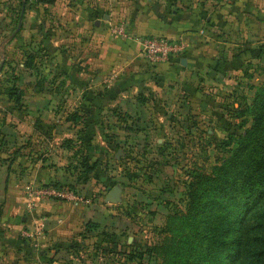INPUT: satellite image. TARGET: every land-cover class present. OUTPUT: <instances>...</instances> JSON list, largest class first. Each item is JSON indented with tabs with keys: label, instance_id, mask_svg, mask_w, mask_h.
I'll list each match as a JSON object with an SVG mask.
<instances>
[{
	"label": "crops",
	"instance_id": "0c3cea01",
	"mask_svg": "<svg viewBox=\"0 0 264 264\" xmlns=\"http://www.w3.org/2000/svg\"><path fill=\"white\" fill-rule=\"evenodd\" d=\"M116 1L55 5L64 28L57 57L40 69L39 82L30 80L27 100L19 92L10 100L16 116L0 125V264H82L92 239L104 255L91 264H107L112 235L119 242L131 228L127 214L115 213L117 205L124 213L127 188L138 179L124 177L129 168L146 173L150 186L129 203H139L152 222L161 217L156 227H162L178 203L164 176L172 169L168 155L174 147L166 143H176L175 135L189 138L198 118L241 123L236 112L252 104L264 81L260 0ZM120 25L124 34L116 35ZM67 27L73 40L60 39ZM146 37L180 39L184 50L168 63L149 64L141 54ZM191 106L201 108L197 117ZM213 106L219 112L211 113ZM209 131L205 145L214 148ZM113 166L123 172L117 179L108 177ZM52 184L72 186L77 199L33 200L28 206L27 186ZM115 186L121 202H106ZM24 230L43 238L23 239ZM135 243L128 237L122 252Z\"/></svg>",
	"mask_w": 264,
	"mask_h": 264
},
{
	"label": "trees",
	"instance_id": "16d2710c",
	"mask_svg": "<svg viewBox=\"0 0 264 264\" xmlns=\"http://www.w3.org/2000/svg\"><path fill=\"white\" fill-rule=\"evenodd\" d=\"M31 63L27 61V68ZM236 113L242 119L241 132L209 144L223 148L228 157L217 159L209 172L200 167L187 170L185 206L158 228V240L144 248L129 245L116 257L137 264H144L145 257L157 264H264V212L252 244L242 231L246 215L264 204V81L252 104ZM248 120L251 124L243 130Z\"/></svg>",
	"mask_w": 264,
	"mask_h": 264
},
{
	"label": "rangeland",
	"instance_id": "374dc122",
	"mask_svg": "<svg viewBox=\"0 0 264 264\" xmlns=\"http://www.w3.org/2000/svg\"><path fill=\"white\" fill-rule=\"evenodd\" d=\"M42 1L43 0H0V125H3L2 123L4 122L9 123L10 118L16 116L14 114L16 113L15 109L17 106H15L14 102H12L14 105L12 103L11 105L9 104L10 100L15 101L14 94L16 95L19 92L20 94L18 95H20L19 97L22 98V101L27 100L28 96L26 95H29V90L27 89L29 88L28 86L30 85V80L33 82H39L41 79V75L39 77L38 73L40 72V69L43 68V65L45 66V69H49V65L52 66L53 59L57 57L56 48L58 46L57 42H59L58 36L61 34V31H63L64 28H62V25H58L57 21L58 17L61 16L63 12L55 5H71L75 2H78L79 0H54L55 4H53L50 8L44 7V3H42ZM120 1L123 2L126 0ZM90 2H92V0H88V3ZM117 2H119V0L116 1V3ZM130 2L138 3L139 0H130ZM258 6H261L262 10L264 11V0H260ZM21 15V28L18 33L15 34V30L19 24ZM48 20L50 21L48 25L45 23L43 24V21ZM65 35L66 39L69 37V39L73 40V32L70 27H67L64 34L60 36V39ZM48 37L51 39L50 42L52 41L53 44L49 43L50 48L45 49L44 44ZM69 44L71 43H67V45ZM49 58L51 59L50 61ZM28 60L32 61L31 65L34 66L32 69L27 68ZM32 70L34 71L35 75L31 76H34L35 78L29 76L28 71ZM53 80H56V77H54ZM182 99L188 101L187 95L183 96ZM22 108H25L23 104L19 106V110ZM191 108L192 112L194 113V117H197L196 114L200 113L201 108L198 109L194 106H191ZM216 109L217 108L213 106L211 113ZM11 111L14 112V114ZM217 112H219L218 109L216 110V113ZM22 116H24V113ZM196 120L197 124H191L193 133H190L192 135H188L189 138L182 139L180 136L175 135L174 140L176 143H166L167 146L174 147L171 155H168L169 162H172V169H167V171L165 170L164 176L170 178L171 183L169 185L170 187H174V191H176V194L178 195L176 196L178 197V203L175 204L171 215L179 210H182L185 206V188L183 182L185 181L186 171L189 168H192L193 165H196V167H200L204 171L209 172L210 169L216 164L217 159L220 160L221 158L223 159L228 157V154L225 153L223 148H207L205 145L208 138V136H206V131L210 130V135L215 138L216 141H221L233 132H237V134L241 132V130L238 129L240 120L235 122L227 121L225 118H223L221 121L213 119L202 120L200 118ZM250 124L251 122L248 120V122L243 125V130H246ZM157 125L160 124L156 122V124L154 123L153 126L158 127ZM184 127L185 125H183V128ZM152 139V142L155 143L156 138ZM154 147L156 146L154 145ZM231 148L233 147L231 146L230 149ZM147 158L148 160H154V158ZM115 167L116 166H113L111 167L110 171L108 170V177L111 179H117V174H123L121 170H118ZM133 169L135 168H129L127 171H125L126 174L124 176L125 178H128L132 175H136V177H138L134 186L130 185L127 188V196L123 201L124 206H126V210L124 209L123 213L122 211L118 210V205L115 207L117 210L115 213L119 216H124V214L129 216L131 228H127V234L125 233V235H122L119 242L115 237L116 235H112L114 236L112 238L114 241L112 251L113 257H110V253L108 251L107 264H137L135 262L127 261L125 256V258L114 256V254H118L119 251H125L124 247L127 245L128 237L136 240L135 244L141 248H144L146 245L149 246L158 240V228L156 225H159L163 219L161 217H157V219L152 222L149 213L146 212L145 215H143L144 212L139 203H135V201L129 203V200L133 199V194L136 192L144 193L147 188L150 187H145V182L147 181L148 175L144 174L142 171L133 172ZM149 173H153L155 175V172ZM149 178L150 177H148V180ZM68 187L73 190L72 186ZM100 197H102V195H100ZM260 208L261 209L257 208L252 210L246 215L244 220L245 222L242 231L246 236V241L250 242V244L255 241V238L260 232L257 225V219L259 218V215H262L264 212V204ZM116 218H118L119 221L120 217L116 216ZM94 242L95 240L92 239V241H89V245L85 247L86 252L81 258L82 264H91V262L94 261L91 259H95L98 256L104 255L101 243ZM153 259H150V262L148 263L149 259L145 257L144 264H157V262H154Z\"/></svg>",
	"mask_w": 264,
	"mask_h": 264
},
{
	"label": "built area",
	"instance_id": "2783aa9c",
	"mask_svg": "<svg viewBox=\"0 0 264 264\" xmlns=\"http://www.w3.org/2000/svg\"><path fill=\"white\" fill-rule=\"evenodd\" d=\"M125 28L120 25L114 28L116 35H123ZM184 50V43L180 39L172 40L164 37H146L142 40L141 54L143 58L152 65H158L170 62L173 58L180 55ZM29 198L28 206H33V200H56V201H75L77 196L68 186H27L25 190ZM23 239L35 237L43 238L39 231L30 233L28 230L21 232Z\"/></svg>",
	"mask_w": 264,
	"mask_h": 264
},
{
	"label": "water",
	"instance_id": "95a60500",
	"mask_svg": "<svg viewBox=\"0 0 264 264\" xmlns=\"http://www.w3.org/2000/svg\"><path fill=\"white\" fill-rule=\"evenodd\" d=\"M21 20H22V15L20 16V19H19L17 31L20 28ZM158 79L162 80L163 78L159 77ZM106 202H111V203H120L121 202V190L118 186H115V187L110 189V191L106 197Z\"/></svg>",
	"mask_w": 264,
	"mask_h": 264
}]
</instances>
